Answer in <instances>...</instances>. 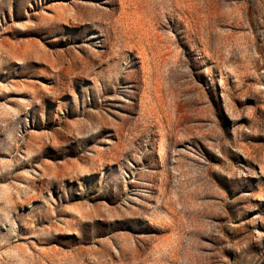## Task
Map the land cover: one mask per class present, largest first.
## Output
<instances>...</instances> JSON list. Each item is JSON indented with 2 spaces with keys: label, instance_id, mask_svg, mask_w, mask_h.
Listing matches in <instances>:
<instances>
[{
  "label": "rangeland",
  "instance_id": "374dc122",
  "mask_svg": "<svg viewBox=\"0 0 264 264\" xmlns=\"http://www.w3.org/2000/svg\"><path fill=\"white\" fill-rule=\"evenodd\" d=\"M0 264H264V0H0Z\"/></svg>",
  "mask_w": 264,
  "mask_h": 264
},
{
  "label": "bare ground",
  "instance_id": "6f19581e",
  "mask_svg": "<svg viewBox=\"0 0 264 264\" xmlns=\"http://www.w3.org/2000/svg\"><path fill=\"white\" fill-rule=\"evenodd\" d=\"M100 24V23H99ZM78 61V60H77ZM70 66H71V64H70ZM74 67V66H73ZM60 68V67H59ZM61 68H64V67H62V65H61ZM66 73V72H65ZM84 73V72H83ZM56 78V77H55ZM85 127H87V126H85ZM78 133H79V131H78ZM119 152V151H118ZM100 153V152H99ZM115 158V157H114ZM117 158V157H116ZM97 165V164H96ZM83 172V171H82ZM86 252V251H85ZM44 254V253H43ZM77 255H78V253H77ZM99 256V255H98ZM76 259V258H75Z\"/></svg>",
  "mask_w": 264,
  "mask_h": 264
}]
</instances>
